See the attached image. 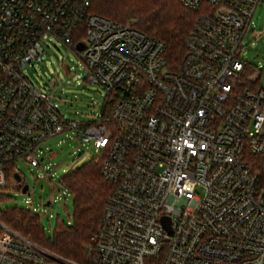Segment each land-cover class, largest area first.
<instances>
[{
    "label": "built area",
    "instance_id": "obj_1",
    "mask_svg": "<svg viewBox=\"0 0 264 264\" xmlns=\"http://www.w3.org/2000/svg\"><path fill=\"white\" fill-rule=\"evenodd\" d=\"M179 1L199 16L171 67L162 41L92 13L94 0H0V190L12 175L21 190L18 162L39 166L40 145L79 126L26 75L48 36L106 91L82 130L114 186L89 264H264V178L251 162L264 158V89L243 58L261 0ZM0 264L77 263L0 221Z\"/></svg>",
    "mask_w": 264,
    "mask_h": 264
},
{
    "label": "rangeland",
    "instance_id": "obj_2",
    "mask_svg": "<svg viewBox=\"0 0 264 264\" xmlns=\"http://www.w3.org/2000/svg\"><path fill=\"white\" fill-rule=\"evenodd\" d=\"M243 48V58L249 63L248 73L259 74L258 86L264 89V0L257 6ZM43 49V62L28 66L26 75L36 89L52 98L67 121L79 126L44 141L40 145L44 154L39 156V166L18 162L23 183L29 191L24 194L16 189L12 175L6 189L0 190V213L14 209L34 213L40 219L46 238L51 239L58 225L69 226L74 217V197L61 180L98 157L92 142L83 140L82 130L85 125L97 121L104 107L106 91L102 86L88 82V72L80 56L58 38L48 36ZM45 83L49 85L45 86ZM247 86L256 87V84L248 83ZM91 238L86 246L87 264L93 253Z\"/></svg>",
    "mask_w": 264,
    "mask_h": 264
},
{
    "label": "trees",
    "instance_id": "obj_3",
    "mask_svg": "<svg viewBox=\"0 0 264 264\" xmlns=\"http://www.w3.org/2000/svg\"><path fill=\"white\" fill-rule=\"evenodd\" d=\"M91 11L162 41L171 67L184 57L187 37L199 13L186 9L179 0H94ZM251 162L264 178V158L252 157ZM61 183L74 197V217L71 225H58L51 239L46 238L39 217L30 211H5L0 219L58 256L87 264L86 246L101 222L114 186L102 176L101 163L93 160L67 174Z\"/></svg>",
    "mask_w": 264,
    "mask_h": 264
},
{
    "label": "water",
    "instance_id": "obj_4",
    "mask_svg": "<svg viewBox=\"0 0 264 264\" xmlns=\"http://www.w3.org/2000/svg\"><path fill=\"white\" fill-rule=\"evenodd\" d=\"M78 49H79V51H82L84 49V45L83 44H80L78 46ZM47 85H48V83H45V86H47ZM15 179L18 182V184L16 185V189H20L21 188V184L19 183L21 181L20 176L19 175H15ZM28 189H29V187L27 185H24L22 187V189H21L22 190V193L26 194L27 191H28ZM47 205H50V202H48Z\"/></svg>",
    "mask_w": 264,
    "mask_h": 264
}]
</instances>
